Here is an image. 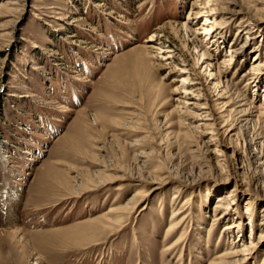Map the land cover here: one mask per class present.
Masks as SVG:
<instances>
[{
	"label": "rangeland",
	"instance_id": "obj_1",
	"mask_svg": "<svg viewBox=\"0 0 264 264\" xmlns=\"http://www.w3.org/2000/svg\"><path fill=\"white\" fill-rule=\"evenodd\" d=\"M263 63L264 0H0V264H264Z\"/></svg>",
	"mask_w": 264,
	"mask_h": 264
},
{
	"label": "bare ground",
	"instance_id": "obj_2",
	"mask_svg": "<svg viewBox=\"0 0 264 264\" xmlns=\"http://www.w3.org/2000/svg\"><path fill=\"white\" fill-rule=\"evenodd\" d=\"M212 21L216 22L215 19H213ZM200 29L202 30L201 33L204 35L211 33V27L210 26L208 27L206 25H203V26H201ZM246 33H250V32L246 31ZM156 37L157 36L154 33H151L150 36L148 37V40H151V42H152V41L156 40ZM258 37H259V35H254V36H251L250 38L251 39H257ZM248 44H249V42L246 39L243 41V43L241 45H239V47L228 48V52H229V49H231L229 54L235 53L236 56L239 57L241 54H243V51ZM232 46H233V44L230 45V47H232ZM231 59H232V55L229 56L228 61H230ZM262 65L264 66V63ZM258 70H260L258 67H252L251 66L247 71H244V73L242 74L241 77H245V76L250 75V79H252L254 77L253 76L254 74H258ZM253 82H254V80H253ZM261 106H262V108H264V104ZM236 112L241 113V116H246V115H249V113H250V111H247V110H236ZM244 121L247 122L249 120L244 119ZM263 123L264 122L259 120V117H258L257 120H255L253 122V126L257 129H260L261 124H263ZM224 205L225 204L222 203V198L218 197L214 203V206H213V211L217 213L214 217L219 216L220 219L225 217V215H226L225 213L221 214V213H223V212H221V211H223L222 209L226 208ZM174 217H175L174 215L171 217L170 222L168 224V227L166 228V232L171 233L176 228V226H175L176 223L173 221ZM259 226H261V228L264 229V210L262 211V214H261V221L259 222ZM262 236H263L262 238H264V232L262 233ZM236 254H238V252L236 250L235 251L234 250H232V251L228 250L227 252L221 253L220 255H218L219 257H217V260L215 262L211 261L208 264H237V262L242 260V259H235Z\"/></svg>",
	"mask_w": 264,
	"mask_h": 264
}]
</instances>
